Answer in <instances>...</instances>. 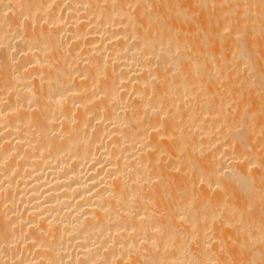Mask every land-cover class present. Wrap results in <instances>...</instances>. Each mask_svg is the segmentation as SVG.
Wrapping results in <instances>:
<instances>
[{"label": "bare ground", "instance_id": "6f19581e", "mask_svg": "<svg viewBox=\"0 0 264 264\" xmlns=\"http://www.w3.org/2000/svg\"><path fill=\"white\" fill-rule=\"evenodd\" d=\"M0 264H264V0H0Z\"/></svg>", "mask_w": 264, "mask_h": 264}]
</instances>
